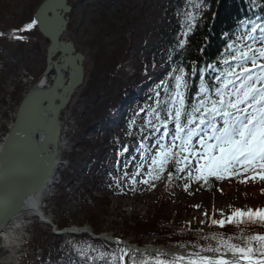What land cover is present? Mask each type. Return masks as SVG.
I'll return each instance as SVG.
<instances>
[{
	"label": "rangeland",
	"instance_id": "rangeland-1",
	"mask_svg": "<svg viewBox=\"0 0 264 264\" xmlns=\"http://www.w3.org/2000/svg\"><path fill=\"white\" fill-rule=\"evenodd\" d=\"M29 2L30 0H0V24L5 25L6 28L17 27V22L30 15L31 4ZM70 3L73 9L66 39L73 41L77 50L85 54L87 80L86 84L74 96V101L64 116L68 130L64 154L66 153L65 156H68L71 152H75L73 160L68 161L66 157L64 161L66 164H71L68 170L74 172V176L70 181L62 184V188L58 189L56 196L49 204V217L60 224L67 222L70 226L89 225L94 228H103V232L108 234L126 235L130 239H134L135 236L142 237L146 234L144 231L146 228L136 231L138 228L133 227L132 221L157 212L159 207L157 200L161 197L160 191L168 185L173 193L167 196L169 201H167L162 215L164 224L156 228L145 239L144 243L148 245L151 242L155 243L157 239H161L165 243L171 240L170 237L175 232L164 229V227H170L169 223L175 222L179 226L187 225L198 231L201 229L205 232L212 230L210 234L221 233V228L211 224L210 218L213 217V214H215V218H220L221 210L226 216L231 213L233 208L237 207H264V191H262L264 181L247 185L214 181L210 191L198 192L197 190L180 189L174 184L168 183L169 181H166L164 177L160 181L154 182L155 187L145 184L141 187L136 184L131 186L129 181L126 186L117 187L114 180L115 177H118L116 173L114 176L112 173L104 172V176H100L101 179H97L99 178L97 177L93 180L95 172L101 168L99 166L101 164L95 163L97 159L93 155L99 148L105 150L104 146L114 144H110L112 142L108 141L104 145L103 141L99 140L98 134L95 135L93 131L89 132L90 125H84L88 121H93V118H98L97 115L92 114V107L87 104L88 98L100 90L102 98H99L100 102L107 100L105 105L107 109L103 112V114H107L114 101L121 99L120 92L127 88L125 87L127 83H125L126 75L122 72L116 75V71H119L118 68L113 67V76H111L112 71L107 73L106 70L111 68L115 62L123 61L124 58V61L128 62L125 64L126 67L132 71L138 68L143 73L145 68L150 67L148 53L143 61H140L135 53H138L139 49L148 42L155 43L152 48L159 47L160 43L157 37L164 24L165 0H123V4L115 2V0H70ZM189 4L187 12L191 11L197 19L203 10L211 9L206 0H192ZM198 4L199 7L196 6ZM102 13L106 14V19L101 16ZM184 14L185 12L181 16ZM168 16L172 19L176 17L173 13ZM104 20L108 22L105 23ZM9 45V48L1 47L0 49L1 142L8 124L14 120L13 116L19 103L18 100L29 86L27 82L31 81V77L42 76L46 68L48 47V43L39 34H36L28 45ZM165 75L166 73L163 75L160 73L157 76V86L160 85L159 83ZM103 76L108 77L109 80H104ZM94 79H96V83L89 90V84ZM155 94H153V100L146 99L145 103L148 107L154 106L157 99ZM139 111L140 109L136 110V107L130 108L127 115L129 122L136 118ZM147 118L146 112L142 118L139 116L136 119L133 129H130L129 125L123 126L121 132L124 135H127L129 131L138 132L139 127L145 123ZM70 119H73L71 125L68 124ZM89 139H92L90 145H86L85 141ZM81 162L82 164H80ZM91 166H93L92 170L85 173L84 168L89 169ZM145 170H147L146 166ZM106 197L110 203H107ZM195 205H199V207H195ZM204 212L208 213V217L203 215ZM201 221L207 222L201 223ZM48 228L49 231L53 230L51 226L43 227L45 230ZM240 233L235 231L228 235H239ZM24 236L31 241L32 231L28 236L24 232ZM46 239L47 236L37 231V241L33 245L36 248L29 250L24 248L18 254L19 259L16 264H22L27 253H41L39 248L43 246L42 243ZM51 242L48 241L45 246L47 247Z\"/></svg>",
	"mask_w": 264,
	"mask_h": 264
},
{
	"label": "snow or ice",
	"instance_id": "snow-or-ice-1",
	"mask_svg": "<svg viewBox=\"0 0 264 264\" xmlns=\"http://www.w3.org/2000/svg\"><path fill=\"white\" fill-rule=\"evenodd\" d=\"M185 15L186 29L179 41L181 49L185 47L187 35L197 26L195 14L188 11ZM40 22L33 20L18 31L31 30ZM15 38L23 39L22 36ZM225 51L224 67L207 65L204 71L210 69L215 75L209 81L203 73L200 74L201 83L195 96L189 91V79L183 68L173 69L174 85L171 89L161 82L164 98L161 99L160 92H156L154 106L148 107V118L138 130L140 143L136 151L141 162L135 165L134 173L124 172L133 185L138 182L137 177H141L140 183L155 187L154 182L160 181L165 173L169 183L183 181L186 191L193 182L210 188L213 181L231 178H242L241 183L264 181V16L244 25L242 34L233 39ZM192 71L195 73L196 69ZM144 111L140 109V112ZM135 125L133 119L129 128L133 129ZM20 133L24 134L23 138ZM157 133L159 135H155ZM127 135L132 136L133 131ZM149 136L154 137V143H146ZM44 147L37 150L29 143L26 118L22 115L17 132L3 149L0 189L6 184L22 187L20 181L27 154L43 151ZM121 151L127 153L129 149L124 146ZM135 159L133 156L132 160ZM33 207L38 205L33 203ZM12 210L11 200L0 199V221H6ZM203 215L208 217L207 212ZM210 219L211 224L219 228L226 225L264 228V207H237L226 216L221 210L220 218L213 214ZM201 239L209 244L202 246L199 252L189 256L177 255L168 261L158 255L153 258L155 264H264L262 232L245 235L242 229L239 235L212 233ZM201 252L212 255H202ZM81 255L86 253L81 252ZM129 258L126 249H121L120 255L112 254L117 264H127ZM132 264H136L135 259ZM142 264L149 262L143 261Z\"/></svg>",
	"mask_w": 264,
	"mask_h": 264
},
{
	"label": "water",
	"instance_id": "water-1",
	"mask_svg": "<svg viewBox=\"0 0 264 264\" xmlns=\"http://www.w3.org/2000/svg\"><path fill=\"white\" fill-rule=\"evenodd\" d=\"M71 10L68 0H44L35 13V19L41 21L37 24L40 32L50 42L44 76L50 78L51 84L33 86L23 99L14 128L0 151V171L4 165L3 149L17 132L22 115L26 118L29 143L37 150L46 147L43 151L27 154L20 181L22 187L6 184L0 189V199L11 200L13 204L12 214L6 221H0V225L24 211L28 200L41 193L58 172L62 134L60 116L85 80V55L77 52L72 41L64 39ZM19 135L24 136L23 133Z\"/></svg>",
	"mask_w": 264,
	"mask_h": 264
},
{
	"label": "trees",
	"instance_id": "trees-1",
	"mask_svg": "<svg viewBox=\"0 0 264 264\" xmlns=\"http://www.w3.org/2000/svg\"><path fill=\"white\" fill-rule=\"evenodd\" d=\"M41 1L42 0H30L29 3L31 5L29 7L30 9L29 17L20 22H17L16 25L20 26L24 24L26 21L31 20L35 9L37 8V6ZM120 1L122 2V0ZM184 1L186 0H166L167 5L172 4L174 6V8H171V10H168L167 12H172V11L177 12L179 9H177L175 6L178 5V8H180V6L182 7ZM228 1L229 0H221L220 4L226 6L229 3ZM248 1L259 2L262 5H264V0H248ZM217 2L218 0H209V3H211L214 6V9H212L211 11L206 10L202 13V16L199 18L196 24L197 26L194 27L192 32L187 36L185 47L182 49L179 55L178 62L174 66V69L183 68L188 78H190V75L193 73L192 70L197 68L199 65L202 66L205 61H218L221 58L219 54V50H217L223 44V41L220 38L221 32L225 28L230 26L229 19L233 18L232 13L234 11L233 8L230 6L227 9H221L220 12L215 14V7ZM101 16L105 17L104 19L107 18L106 14L104 13H102ZM104 22L107 23L108 21L104 20ZM175 31H177V26L175 25L174 22H172L171 24H169L167 35ZM20 45H25V43H21ZM1 47L2 48L8 47V45L4 43V41L0 40V49ZM115 66H116V62L113 64L111 68L107 69L106 72L109 73L113 71L114 69L113 67ZM95 83H96V79L91 80L89 84V90L93 88L92 86H94ZM173 182L183 185V181L181 180H174ZM194 183L195 182H193L191 186L194 185ZM211 187L209 188L200 185V188L203 191H209ZM170 193L171 191H167L165 195H162L161 198H159V200L157 201V203H159L157 212L152 214L149 218L141 220V222L137 224L138 228L142 230L143 228H146V230L144 231H146V233H149V232H154L156 228L162 225L161 219H163L162 215L164 213L165 206L167 205V201H169L167 199V196ZM234 227L235 225H227L224 228L222 234H226V235L229 234L234 229ZM172 230L175 232L170 237L172 243L177 244L178 242H184L186 246L196 247V248H198V246L200 245H203L204 243L209 244V241L199 238L200 236H198V234L196 235L193 234L192 233L193 230L191 231V229H187L185 227H180V226H174ZM245 230L246 231L253 230L255 231V233L256 232L264 233V228H260L258 226H248V228ZM93 242L97 245L98 249L96 250V254L93 257L92 262L95 264H109V260H110L109 251L115 250V248L109 245V243L105 241L93 240ZM212 243L214 244L215 242L213 241ZM58 252L59 253L65 252V250L62 249ZM98 252L104 253L105 255L101 256L100 254H98ZM80 255H75V256L72 255V256L74 258L80 259L81 260L80 263H82L84 261L85 256L81 255L82 256L81 257ZM143 257L144 256L136 255L135 259L138 260L137 264H140L139 263L141 261L140 259ZM85 262L88 263L89 261H85Z\"/></svg>",
	"mask_w": 264,
	"mask_h": 264
},
{
	"label": "bare ground",
	"instance_id": "bare-ground-1",
	"mask_svg": "<svg viewBox=\"0 0 264 264\" xmlns=\"http://www.w3.org/2000/svg\"><path fill=\"white\" fill-rule=\"evenodd\" d=\"M64 36L66 37V34H64ZM145 111L148 110L147 106H144ZM144 114V112H141L142 116ZM79 135V134H78ZM86 144V143H85ZM87 145V144H86ZM64 145H61V148ZM131 162H129V165L127 166H131L133 165V162H135L136 164L138 162H141V159L138 161L137 158L135 160H130ZM126 164H118V168L116 169L117 173H120L121 176L119 178H115V182H116V186L117 187H124V185H126L127 181H131L129 178L124 176V172L127 171L129 174L134 173L131 170L124 167ZM133 169H134V165H133ZM106 170H109L108 168H106ZM86 171H88L86 169ZM100 173L101 176H104V171L102 170V168H99L98 171ZM146 172V171H145ZM58 176V174L55 176L53 183L44 191L41 192L39 194H37L36 196L32 197L31 199L28 200L27 204L25 205V208L29 207V210H25L24 212L27 214V212H36L38 214H40L41 208H42V199H45V194L47 193V191H49L51 189V187L53 186L56 177ZM99 179V178H98ZM141 177H137V183L142 186L143 183H140ZM95 180V179H94ZM166 192V189H161L160 194H164ZM33 203H36L38 205V207H33ZM23 214V212H22ZM23 216L25 218V215H18L15 217H12L8 222L0 225V264H16L17 258H18V251L16 250V247H18V242H19V230L20 228L23 226L24 223V219ZM81 228H87V230H92V227L86 225V226H81V227H75V226H71L68 228V232L67 234H70V231H74L76 229H81ZM151 245V244H150ZM150 247H154V246H150ZM165 250H163L162 246L159 247L158 253L160 252H164Z\"/></svg>",
	"mask_w": 264,
	"mask_h": 264
}]
</instances>
